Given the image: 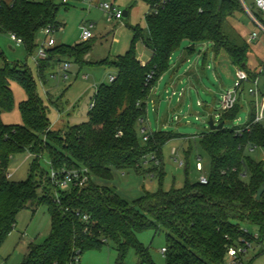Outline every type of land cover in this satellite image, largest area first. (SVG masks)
Masks as SVG:
<instances>
[{
    "label": "trees",
    "instance_id": "16d2710c",
    "mask_svg": "<svg viewBox=\"0 0 264 264\" xmlns=\"http://www.w3.org/2000/svg\"><path fill=\"white\" fill-rule=\"evenodd\" d=\"M143 1L147 5L145 27L131 28L130 46L122 55L100 61L102 65L111 61L109 66L116 69L114 80L98 86L87 121L65 131L50 128L48 106L39 98L27 69L10 64L0 49V244L22 209L45 205L50 216L49 234L42 243L29 245L20 264H80L87 249H101L107 243L117 253V264H122L129 248L135 251L137 264H155L148 247L137 238L148 229L165 235V264H233L229 248L243 245V240L264 242V191L255 199L256 190L264 184V162L247 155V150L264 149V122L254 121L253 102L248 127L224 126L235 117L237 102L220 114L221 129L199 134V145L209 159L206 183L186 178L181 187L164 190L159 182L156 191H144L127 201L94 180H110L114 170L139 172L148 156L160 165L164 144L181 136L146 129L142 144L138 130L140 120H146L152 88L168 70L170 57L183 40L191 43L190 53L195 43L210 42L215 55L224 51L249 80L264 71L263 63L261 72L249 70L248 43L238 42L226 30L227 19L242 11L240 0H223L220 6L217 0ZM57 11L54 0H0V31L15 35L31 50L39 30L59 28ZM138 40L152 53L145 64L137 55ZM91 44L89 39L48 47L46 58L59 54L65 55L61 61L81 63ZM46 67L39 60L41 77ZM149 73L152 77L147 80ZM11 81L22 86L26 95L18 104L21 124H7L1 118V111H10L14 105ZM44 151L51 168L84 167L90 174L83 187L61 193L59 203L52 198L55 187L44 178L46 172L40 165ZM25 152L30 154L28 175L21 181L11 180V158ZM83 215L88 221L82 220ZM247 226L255 227L256 238ZM244 253L234 261L242 262Z\"/></svg>",
    "mask_w": 264,
    "mask_h": 264
},
{
    "label": "rangeland",
    "instance_id": "374dc122",
    "mask_svg": "<svg viewBox=\"0 0 264 264\" xmlns=\"http://www.w3.org/2000/svg\"><path fill=\"white\" fill-rule=\"evenodd\" d=\"M54 2L58 4L56 20L62 25L61 29L51 33L57 45H74L81 42L82 26L92 25L91 48L83 57V62L69 60L70 68L67 71V78L64 77L65 72L62 69L64 61H61L65 59V55L53 54L49 58L38 56V50L46 47L47 39L42 30L36 33L35 44L31 50H28L23 43L14 41L8 32L0 31V49L10 64H17L27 69L35 82L39 98L48 106L51 129L65 131L69 126L87 121L90 103L95 98L98 86L101 83H109V75L116 72L113 66H109L110 60H106L105 65L100 64V61L105 58L116 59L124 53L130 43L131 28L137 25L145 27L144 16L147 5L143 0H103L104 3H112L113 7L127 12V15H123L120 20L115 18L109 20L107 13L101 10L94 0H66L65 3L62 0H54ZM244 2L264 25V17L257 14L254 0H244ZM240 5L242 11L236 12L227 19L226 30L241 43L246 41L252 31L259 33L260 29L242 4ZM189 43L188 40L182 41L179 51L174 52L171 57V66L176 63L180 52ZM141 45L138 40L137 53H140ZM248 45V66L251 70L264 60V33H259L257 38ZM194 49L191 56L184 58L178 64L176 71L178 80L183 82L177 86L178 90L182 89L180 95L179 91L172 95V87L167 84L171 75L169 70L152 88L153 98L159 104L157 113L147 108L146 116L150 124V128L146 127L147 131L158 130L160 122L166 119L168 125L163 130L181 134L180 137L172 138L164 144L160 165L157 166L155 160H151L148 156L139 172L133 169L114 170L110 180L94 178L98 184L111 187L127 201L139 198L144 191H156L159 182L164 190H168L172 186L181 187L186 178L195 181L201 175L207 176L209 159L199 145V134L209 129L207 121L210 116L215 123H218L221 114L218 99L224 91L233 86L235 72L226 53L221 51L215 55L210 42L195 43ZM42 59L47 67L41 77L38 62ZM263 82L264 71L258 77L259 93H249L247 88L251 84L244 85L238 99V111L231 121L225 122V127H245L251 113L252 102L255 104L259 121L264 122ZM10 87L14 105L10 111H1V118L7 124H21L18 104L26 98V95L17 82L11 81ZM185 115L188 121L183 120ZM177 118L178 120H175ZM138 135L140 142L145 144L139 130ZM247 155L253 160L264 162L262 148L247 150ZM39 161L45 172H48L50 163L47 152L42 153ZM198 161L202 165L201 171L196 169ZM29 162L28 152L14 155L8 168L10 179L14 181L26 179ZM155 166L157 167L149 170ZM247 178L246 175L245 179ZM247 228L251 234L258 236L255 227L247 226ZM49 231L50 216L45 205L28 207L19 211L14 228L0 244V264H20L29 245L42 243ZM137 238L148 247L149 255L155 264H165L162 253L165 247L163 232L155 234L148 229L139 232ZM116 258L117 253L113 245L107 243L101 249H87L80 256L79 262L80 264H117ZM241 260L243 264H264V242H251L245 253L241 255ZM122 264H137V256L132 248L128 249Z\"/></svg>",
    "mask_w": 264,
    "mask_h": 264
},
{
    "label": "built area",
    "instance_id": "2783aa9c",
    "mask_svg": "<svg viewBox=\"0 0 264 264\" xmlns=\"http://www.w3.org/2000/svg\"><path fill=\"white\" fill-rule=\"evenodd\" d=\"M62 2L65 3L66 0H62ZM240 2L242 4V6L244 7L245 11L249 14L251 19L253 20V22L259 27V29H260L259 33H264V25L260 22V20H258L256 13H253L252 10H250L249 6H247L245 4L244 0H240ZM100 6L107 13L109 20L112 18L120 20L123 16V12L120 11L119 9L113 7L112 3L105 2V3H101ZM254 7L256 8L257 14L259 16L264 17V0H254ZM91 27H92V25H88L86 27H83V31L81 34L82 41L89 40L93 37V34L91 33ZM54 30H55L54 27H51V26H46L42 29L47 40H46V47H41L38 50V56L40 58L46 57V49L48 47L54 46V39L51 36V33ZM259 33H257L256 31H252V33L246 38V42L248 44L252 43V41L255 38H257ZM11 38L14 41H16L17 43H22L21 39L17 38L13 34H11ZM69 67H70V62H64V64L62 65V69L65 72V74H64L65 78L68 77L67 71L69 70ZM234 72H235V80H234L233 86L230 89L224 91L218 99V104L220 106V112L221 113L231 109L232 107H234V105L238 102L239 95L243 91L244 85L246 83L251 84V86H249L247 88V91L249 93H251V94L252 93H255V94L259 93V89L257 86L258 78H255L254 80H249V77H248V74L246 73V71L239 68V67H234ZM151 77H152V73H149L147 75V80L151 79ZM114 78H115L114 75H109V82L113 81ZM262 89L264 90V82L262 84ZM172 94H174V91L172 92ZM180 94L181 93L179 92V95ZM92 104L93 103H90V107L92 106ZM175 120H178V118ZM254 121L255 122L259 121V118L256 116ZM140 122H141V126H142L140 128V131L142 134H144V139H146V137H147L145 135L146 127L144 126L145 120L141 119ZM246 127H248V125H246ZM118 134H120V132ZM196 169L200 170V171L202 170L201 162L198 161L196 163ZM44 178H46V180H48L50 182V184L55 187L52 198L57 203H59L60 202L59 196L61 195V193L69 191L71 188L83 187L84 185H86V183L90 179V174H89L88 170L84 167H77V168H73V169H60V170H56V169H53L50 167V170L48 172H46ZM198 180L201 183H206V181H207L206 176H204V175H201ZM82 220L88 221V216L83 215ZM244 231H246V230L244 229ZM253 236L255 238L257 237V235H253ZM249 246H250V242L247 240H243V245L238 246V247L229 248L227 251V254H228V258L230 259V262L233 264L242 263L239 261L235 262L234 259L238 256V254L246 251L247 250L246 248H248ZM164 250L165 249L163 248L162 253H164Z\"/></svg>",
    "mask_w": 264,
    "mask_h": 264
},
{
    "label": "crops",
    "instance_id": "0c3cea01",
    "mask_svg": "<svg viewBox=\"0 0 264 264\" xmlns=\"http://www.w3.org/2000/svg\"><path fill=\"white\" fill-rule=\"evenodd\" d=\"M95 1V3H96V5H98V7L101 9V10H103V8L100 6V4L101 3H104L103 2V0H94ZM253 4H254V2H253ZM104 11V10H103ZM126 15H127V12H126ZM125 16V15H124ZM60 23V22H59ZM86 26H88V25H83L82 27H86ZM62 28V25H61V23H60V26H59V29H61ZM131 31V39H132V30H130ZM131 39H130V42H131ZM181 44H182V42H181ZM55 45H57L56 44V42L54 41V46ZM191 45V43H189V45L188 46H186V47H184V49L180 52V54H179V56H178V58H177V61H176V63L174 64L173 63V65L171 66V65H169V68H168V70L170 71V78L168 79V82H167V84H169V86L170 87H172L171 88V92H173L174 91V94L177 92V91H179V92H182L181 90L182 89H180V90H178L177 89V86H179L180 84H182L183 82H181L180 80H178V75H177V69H178V64L181 62V61H183L184 60V58H188L189 56H191L193 53H190L189 52V46ZM129 46H130V43H129ZM129 46L127 47V49L129 48ZM181 46V45H180ZM126 49V50H127ZM179 49H180V47L178 48V50H176L175 52H177V51H179ZM125 50V51H126ZM124 51V52H125ZM151 51L148 49V48H146L145 46H143V45H141V50H140V53H137V55H138V58L140 59V61L143 63V64H145V63H147L149 60H150V58H151ZM173 55V54H172ZM172 55H171V57H172ZM263 56H264V54H263ZM171 57H170V62H171ZM264 64V60L256 67V69L258 70V72L260 71H262L263 69H262V67H263V65H261V64ZM177 66V67H176ZM70 68V67H69ZM167 70V71H168ZM166 71V72H167ZM168 71V72H169ZM111 75H114V74H111ZM84 77V76H83ZM86 77V76H85ZM84 77V78H85ZM162 77V76H161ZM166 84V85H167ZM153 90V89H152ZM166 91H167V88H166ZM178 92V93H179ZM152 93H153V91H151V94H150V97H149V99H148V101H149V103H148V101H147V103H148V105H147V108L149 107V108H151L152 110H154V112H158V104H159V102L158 101H156V99H154L153 97V95H152ZM173 95V94H172ZM178 100V99H177ZM148 111V110H147ZM167 118L169 117L168 116V113H167V116H166ZM186 117V118H185ZM185 117H184V119L183 120H185V121H188V118H187V115H185ZM172 119V118H171ZM168 122H166V119H163L161 122H160V124L158 125V128L160 129H166V126L168 125L167 124ZM148 125V126H147ZM160 125H162V127H160ZM144 126L145 127H148V128H150V124L148 123V119H147V116H146V120H145V122H144ZM50 128H51V125H50ZM147 129V128H146ZM158 129V130H159Z\"/></svg>",
    "mask_w": 264,
    "mask_h": 264
},
{
    "label": "water",
    "instance_id": "95a60500",
    "mask_svg": "<svg viewBox=\"0 0 264 264\" xmlns=\"http://www.w3.org/2000/svg\"><path fill=\"white\" fill-rule=\"evenodd\" d=\"M218 1V5L220 6L222 4L223 0H217ZM123 15H126V12H123ZM223 121H220L218 123H214L212 116L209 117L207 124L209 127V130H218L221 129L223 127ZM264 191V184H261L258 189L256 190V194H255V199L258 200L260 199L262 193Z\"/></svg>",
    "mask_w": 264,
    "mask_h": 264
}]
</instances>
